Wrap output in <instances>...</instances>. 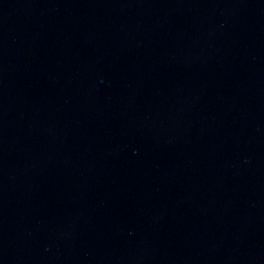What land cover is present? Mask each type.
<instances>
[{"label":"water","instance_id":"1","mask_svg":"<svg viewBox=\"0 0 264 264\" xmlns=\"http://www.w3.org/2000/svg\"><path fill=\"white\" fill-rule=\"evenodd\" d=\"M0 264H264V0H0Z\"/></svg>","mask_w":264,"mask_h":264}]
</instances>
